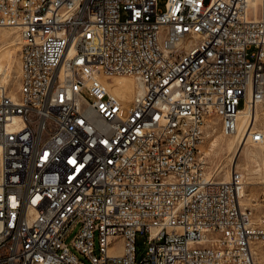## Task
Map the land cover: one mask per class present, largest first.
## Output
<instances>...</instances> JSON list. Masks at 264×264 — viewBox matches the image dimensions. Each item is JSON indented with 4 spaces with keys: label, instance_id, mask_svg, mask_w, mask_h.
Instances as JSON below:
<instances>
[{
    "label": "built area",
    "instance_id": "obj_1",
    "mask_svg": "<svg viewBox=\"0 0 264 264\" xmlns=\"http://www.w3.org/2000/svg\"><path fill=\"white\" fill-rule=\"evenodd\" d=\"M159 1L0 0L20 38L0 264H264V186L256 213L239 171L202 178L199 150L216 121L264 141L241 123L264 100V0ZM122 76L129 99L102 82Z\"/></svg>",
    "mask_w": 264,
    "mask_h": 264
},
{
    "label": "rangeland",
    "instance_id": "obj_2",
    "mask_svg": "<svg viewBox=\"0 0 264 264\" xmlns=\"http://www.w3.org/2000/svg\"><path fill=\"white\" fill-rule=\"evenodd\" d=\"M164 3L165 0L159 1L158 6L160 9L164 7ZM0 30L11 37H18V43L16 47L12 48V51H14V63L12 64L13 82L8 84L9 88L15 93L19 76V51H17V47H20L19 34L14 29L0 27ZM5 43L6 41L1 42L0 46H5ZM212 125H214L215 130L212 131L211 129L206 128L204 131L203 141L199 146V150H201V156L206 160L207 174L216 180L222 181L225 180V174L228 172L230 173L231 169H235L242 173L245 183H250L251 185L245 186L247 198L241 199V202L244 205L254 209L257 213V207H253V203L258 200L261 190L264 186V142L263 144L261 143L262 145H255L247 142L245 146L241 147H237L236 143L234 149L229 152L227 149V144L233 138H228L221 134L219 122H212ZM254 127L255 129L262 131L264 134V100L256 106V122ZM234 161L236 165L232 166ZM228 177L229 174L226 175V179H228ZM70 239L71 237L69 240ZM136 242L138 245V251L144 252L146 248L144 245L145 238L141 235H138Z\"/></svg>",
    "mask_w": 264,
    "mask_h": 264
},
{
    "label": "bare ground",
    "instance_id": "obj_3",
    "mask_svg": "<svg viewBox=\"0 0 264 264\" xmlns=\"http://www.w3.org/2000/svg\"><path fill=\"white\" fill-rule=\"evenodd\" d=\"M257 3H258V0H252L253 6H256ZM4 41H6L5 46H2V47L0 46V82L2 84H6L8 86V84L10 82H13L12 64L14 63V59H13L14 51H12L13 50L12 48L16 47V45L18 43L17 42L18 41V37H16V36L11 37L8 34H6L5 32L0 30V43L4 42ZM19 41H20V38H19ZM19 50H20V47H17V51H19ZM18 68H19V64H18ZM18 78H19V76H18ZM102 82L108 88L112 87V91L117 93L120 98L129 99L133 95L134 84H133L132 80L130 78H128V77L122 76V77H114V78H111V79L110 78H103ZM8 88H9V86H8ZM9 91H10V95L12 97H14L15 93L10 88H9ZM256 106H255L254 109H252V111H250V112L246 111L243 114L242 119H241L242 125L246 121L247 117H250L249 128L252 127V129H255L254 125H255V122H256ZM209 129H211L212 131L215 130L214 125L209 124ZM228 138H231V137H228ZM232 138L233 139L230 140L228 142V144H227V149H228L229 152H231L234 149V147L236 146V143H237V147L245 146L246 143H247L246 142L245 144H243V142L245 140V137L242 140L240 135L239 136H233ZM263 142H262V144H263ZM255 145H259V144H255ZM200 153H201V150H200ZM0 154H1V148H0ZM259 154H260V151H259ZM254 157H255V155H254ZM254 157H252V158H254ZM235 165L236 164H235V161H234L232 166H235ZM227 174H229L228 179H226V175ZM227 174H225V180H222V181L227 182L230 179V173L228 172ZM202 178H210V176L207 174L206 171H202ZM247 185H251V184L244 182V189H243V193L241 195V199L247 198V194L245 192V186H247ZM256 202H258V200ZM254 205H256V204H254Z\"/></svg>",
    "mask_w": 264,
    "mask_h": 264
}]
</instances>
